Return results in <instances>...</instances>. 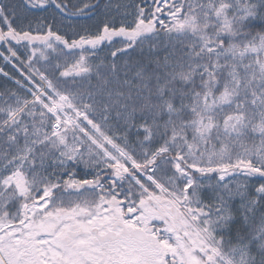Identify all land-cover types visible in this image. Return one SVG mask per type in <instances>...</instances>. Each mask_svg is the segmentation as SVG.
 <instances>
[{"label": "snow or ice", "instance_id": "1", "mask_svg": "<svg viewBox=\"0 0 264 264\" xmlns=\"http://www.w3.org/2000/svg\"><path fill=\"white\" fill-rule=\"evenodd\" d=\"M0 264H264V0H0Z\"/></svg>", "mask_w": 264, "mask_h": 264}]
</instances>
